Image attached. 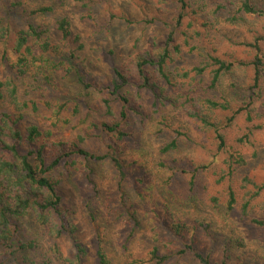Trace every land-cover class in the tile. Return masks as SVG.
<instances>
[{
    "label": "rangeland",
    "instance_id": "374dc122",
    "mask_svg": "<svg viewBox=\"0 0 264 264\" xmlns=\"http://www.w3.org/2000/svg\"><path fill=\"white\" fill-rule=\"evenodd\" d=\"M187 1V14L177 26L174 18L178 12L176 0H93L88 9L79 0H2L0 16L7 23L9 33L0 42V81L11 77L12 82L18 84L19 98L27 101L28 106L32 102L40 105L46 94L54 107L60 104L65 106L57 114L42 106L36 111L30 106L22 111L19 127L23 133L31 124L50 133L25 147L37 149L42 146L49 158L54 152L50 151L52 144L58 142L76 143L98 154L105 153L110 145L127 172V179L119 186L108 158L86 161L79 156L63 160L54 172L61 205L68 210L77 228L78 239L88 247L87 264H97L95 251L98 234L109 264H128L132 260L131 255L134 258H147L148 251L154 245H159L165 251L178 250L191 240L201 252L210 254L213 261L218 262L224 248L228 247V264H264V225L252 222L253 219L264 222V130H253L251 142H236L235 138L241 133L238 128L247 123L244 116L221 130L226 137L227 152L239 151L245 159V164L236 168L233 179L239 197L235 208L228 210L224 204L226 183L217 182L221 169L225 167L222 162L226 160L227 153L216 152L213 134L201 128L196 119L188 115L190 105H182L185 90L202 87L207 81L210 67L199 74L193 69L204 65L208 54L235 62L252 59L254 50L244 41L250 40L254 30L262 31L263 20L247 15L234 24L227 20L230 16L226 12L227 7L216 10V2L222 4L221 0ZM44 5L51 6L52 11L42 16L29 14L31 9ZM110 14L126 15L132 23L111 20L107 27L103 26L107 24ZM63 17L69 21L72 33L79 35L83 44L76 60V73L97 87L110 79L114 65L133 62L136 55L145 51L157 53L172 31L179 50L174 51L173 59L169 62L177 90L168 87L166 95L179 97V103L174 105L164 101L154 105L149 90L130 88L127 94L133 108L126 109V117L121 123L126 136L119 139L117 134L101 127L103 121L110 123L113 118L105 113L100 104L99 92L94 88H83L73 73L66 75L56 71L51 75L49 85L45 82L48 71L38 74L34 69H29L18 76L12 67L17 31L30 20L49 28L51 40L56 42L59 36L53 27ZM260 41L264 51V39ZM182 73L187 76H181ZM251 73V68L240 66L225 75L217 89L223 95H227L226 92L231 95L229 85L232 82H238L247 89L251 83ZM261 84L263 93L252 106L255 112L264 113V81ZM6 107L9 111L10 106ZM120 108V102L113 103L117 121ZM218 117L222 120L223 114L218 113ZM174 138L178 141L177 149L161 153L159 149ZM199 163L208 167L196 175L195 189L190 192V174L185 171L192 170ZM88 173L93 177L94 184L89 181ZM243 176H247L255 186H262L251 200L245 217L241 216L240 196L244 192L246 196L251 195L254 187L252 184L242 187ZM213 195L221 197L218 204L210 201ZM131 203L141 223L134 237L126 242L129 224L123 219V208ZM90 210L93 219L88 214ZM171 223L186 224L188 232L182 237L171 235ZM18 238L21 242L38 241L39 247L27 251L18 249L10 257H7L9 253L0 255V264H24L23 259L27 255L37 264L44 261L61 264L49 253L45 231L33 217L27 216L19 223ZM61 249L64 255L74 253L68 238L62 240ZM168 263L198 264L191 256L177 254Z\"/></svg>",
    "mask_w": 264,
    "mask_h": 264
},
{
    "label": "trees",
    "instance_id": "16d2710c",
    "mask_svg": "<svg viewBox=\"0 0 264 264\" xmlns=\"http://www.w3.org/2000/svg\"><path fill=\"white\" fill-rule=\"evenodd\" d=\"M79 1L87 9L93 3V0ZM221 1L222 4L216 2V10L224 9L223 6L227 7L226 12L228 11L230 15L227 20L230 23L235 24L247 15L263 20L261 23V27L263 26L262 31L254 30V33L250 35V40L244 41V44L254 50V55L249 61L235 62L208 54L205 64L200 67L196 66L193 69L195 73L199 74L210 67L207 81L203 83L204 86L202 87L195 86L185 90L182 105H190L188 115L195 118L201 128L207 129L213 134L216 152L227 153L226 160L222 162L225 167L221 169L217 182L226 183L224 204L228 210H232L235 208L239 197L238 189L234 187L233 183L235 170L245 164V159L239 151L227 152L226 137L221 130L232 125L240 116H244L247 123L245 122V126L238 128L241 133L235 138L236 142H251L250 138L254 133L253 130H264V113L255 112L252 106L263 93L261 82L264 81V51L260 47V40L264 39V0ZM176 5L178 12L174 15V18L175 23L179 26L187 14L188 1L176 0ZM1 6L2 0H0V10ZM49 11H52V7L44 5L31 9L29 14L42 16ZM111 20H122L126 24L132 23L126 15L110 14L107 24L103 26L107 27ZM5 23L3 17L0 16V42L9 33V28ZM53 29L59 36L56 42L51 40L52 33L49 28L30 20L27 21L24 28L16 33L13 45L15 53V61L12 64L13 69H15L18 76L25 74L29 69H34L38 74L48 71V75L45 76V82L48 85L52 82L51 75L56 71H62L66 75L73 73L83 88H94L99 92L100 104L105 113L113 118V122L110 123L103 121L101 127L108 132L117 134L119 139L126 136L121 126L123 119L126 117V109L133 108L132 105L130 107L132 100L130 95L127 94L130 88L149 90L153 95L154 105L164 101H170L174 105L179 103V97L166 95L168 87L177 90L176 81L173 77L174 73L170 69L169 62L173 59L174 51L179 50L178 45L174 43L172 31L168 33L164 46L157 53L151 54L149 51H145L136 55L133 62H126L122 66L114 65L110 79L97 87L77 74L78 63L76 60L78 52L83 49V44L79 35L72 33L69 21L63 17L55 22ZM240 66L251 68V83L248 84L246 89L238 82H232L229 85L232 94L226 92L225 97L217 89L221 85V79L240 68ZM177 75L179 76V73ZM181 76L186 77L187 75L182 73ZM10 78L0 81V255L9 253L7 257H10L18 249L27 251L39 247L38 241L21 242L18 238L19 223L23 218L30 216L44 229L49 253L59 263L87 264L89 258L88 247L78 239L77 228L70 219L68 210L61 205L62 199L58 191V180L54 178V172L63 160L67 161L73 156L82 157L86 161H102L108 158L113 165L119 186H122L123 181L127 179V172L115 149L110 145L105 153L98 154L91 153L76 143L58 142L52 144L53 147L50 151L54 152L49 158L43 152L42 146L37 149L26 148V144L33 143L42 135L49 136L50 133L49 131H41L35 124L27 126L26 131L23 133L19 127V122L23 117L22 111L29 106L33 111H36L42 106L57 114L65 106L60 104L54 107L47 94L43 96L44 99L40 102V105L32 102L28 106L27 101L19 98L18 84H14ZM242 93L244 95L240 98L239 96ZM114 102H120L121 106L118 121L113 111ZM7 105L10 106L9 111L6 110ZM77 106L78 104L75 107ZM218 113L223 114L222 120L218 117ZM220 126L222 127L220 128ZM177 147L178 141L177 138H174L159 150L161 153H168L177 149ZM207 167V165L200 164L190 171H185L190 174L188 191H194L196 175L201 170L207 169ZM169 178L171 179V177ZM88 179L94 184L93 177L89 173ZM242 181H244L242 187L245 188V184H252L254 187V192L251 195L246 196V192H244L240 196L242 197L241 216L245 217L251 200L260 192L262 186H255L247 176H243ZM139 182L142 181L139 180ZM220 198L218 195H213L210 201L218 204ZM123 211V219L126 224H129V231L126 234V242H129L134 237L135 230L140 228L141 221L132 203L130 205L125 204ZM88 214L93 219L91 210ZM252 222L259 226L264 225V222L256 219H253ZM169 229L171 235L178 237H182L184 233L188 232V227L184 223H171ZM65 238H68L73 246L74 253L71 256L64 255L62 252L61 244ZM123 246L126 248L125 245ZM228 250H230L228 247L224 248L221 259L217 262L211 259L210 254H205L195 247L193 240L184 243L178 250L168 249L165 251L159 245H154L148 251L147 258H134L130 254L132 260L128 264H167L174 254L191 256L198 264H228L230 259ZM27 256H24V264H37L35 260ZM95 256L97 264H109L110 262L102 247L99 234L96 240ZM43 264H48V262L44 261Z\"/></svg>",
    "mask_w": 264,
    "mask_h": 264
}]
</instances>
